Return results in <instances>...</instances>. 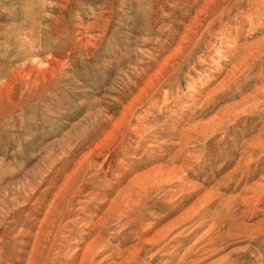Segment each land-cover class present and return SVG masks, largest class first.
<instances>
[{
	"label": "rangeland",
	"instance_id": "1",
	"mask_svg": "<svg viewBox=\"0 0 264 264\" xmlns=\"http://www.w3.org/2000/svg\"><path fill=\"white\" fill-rule=\"evenodd\" d=\"M216 214L199 264H264V0H0V264H192Z\"/></svg>",
	"mask_w": 264,
	"mask_h": 264
},
{
	"label": "bare ground",
	"instance_id": "2",
	"mask_svg": "<svg viewBox=\"0 0 264 264\" xmlns=\"http://www.w3.org/2000/svg\"><path fill=\"white\" fill-rule=\"evenodd\" d=\"M222 13V11H219V9H217L216 11H214V16L215 15H218L219 17H218V20H219V22L218 23H220V21H221V17H223V15L221 14ZM215 26V25H214ZM215 28V27H214ZM214 28H213V30H214ZM216 28H217V30H220L221 29V26L219 27V26H216ZM214 32H216L215 30L213 31V33ZM255 43V42H254ZM254 50V49H253ZM246 53V52H245ZM261 54V53H260ZM242 56V55H241ZM256 58V57H255ZM251 60V59H250ZM252 61V60H251ZM248 62V61H247ZM239 63V62H238ZM32 68V67H31ZM18 69H21V68H18ZM16 70H17V68H16ZM14 71V70H13ZM16 73V72H15ZM9 74V73H8ZM11 74V73H10ZM28 74V73H27ZM13 75V74H12ZM32 75V74H31ZM35 75V74H34ZM16 76H18L17 74H16ZM15 76V77H16ZM33 76V75H32ZM7 78V77H6ZM17 78V77H16ZM20 78V77H19ZM13 79V78H12ZM20 79H22V78H20ZM19 79V80H20ZM43 79V78H42ZM32 81V80H31ZM11 82V81H10ZM14 82V81H13ZM34 82V81H33ZM32 82V83H33ZM5 83V82H4ZM16 83V82H15ZM21 83V82H20ZM35 83V82H34ZM37 83V82H36ZM18 84V83H17ZM31 84V83H30ZM8 85V84H7ZM16 85V84H15ZM32 86H33V84H31ZM2 86H4V85H2ZM31 87V86H30ZM2 89V88H1ZM9 89H11V87L9 88ZM12 89H13V87H12ZM16 89H14V91H15ZM5 91V90H4ZM34 91V90H33ZM32 91V92H33ZM3 92V91H2ZM8 92V91H7ZM2 95V94H1ZM14 95V94H13ZM19 95V94H18ZM4 96V95H3ZM9 96V95H8ZM10 96H11V94H10ZM13 98V97H12ZM8 99V98H7ZM13 103V102H12ZM11 104V103H10ZM9 104V105H10ZM12 105V104H11ZM5 109V108H4ZM218 122V121H217ZM216 121L214 122L213 121V123L215 124V123H217ZM208 125V124H207ZM206 125V126H207ZM212 126H214L213 124H211ZM205 126V127H206ZM205 127H203V128H205ZM214 128V127H213ZM226 130V129H225ZM228 130V129H227ZM204 131V130H203ZM203 131H201V132H203ZM214 131V130H213ZM228 132V131H227ZM199 134V133H198ZM235 134V133H234ZM210 135V134H209ZM230 135V134H229ZM233 135V134H232ZM223 136V135H222ZM202 137V136H201ZM208 137V136H207ZM210 137V136H209ZM231 137V136H230ZM225 139V138H224ZM216 140V139H215ZM223 140V139H222ZM226 140V139H225ZM245 141V140H244ZM251 141V140H250ZM209 142V141H208ZM210 142H212L211 140H210ZM241 142H242V140H241ZM248 142V141H247ZM246 143V142H245ZM209 144V143H208ZM215 144V143H214ZM253 144V143H252ZM205 145H206V143H205ZM241 145V144H240ZM251 145V144H250ZM208 146V145H207ZM206 146V147H207ZM243 146V145H242ZM203 147V146H202ZM206 147H204V148H206ZM225 147V146H224ZM223 147V148H224ZM227 147V146H226ZM225 147V148H226ZM252 148H253V146H251ZM250 147V148H251ZM241 148V147H240ZM242 148H244V147H242ZM247 149V148H246ZM207 151H210L209 149H206ZM225 151V150H224ZM235 152V151H234ZM245 152V151H244ZM250 152V151H249ZM204 153H206V152H204ZM211 153V152H210ZM236 153V152H235ZM234 154V153H233ZM244 154H246V153H244ZM218 155V154H217ZM227 155V154H226ZM239 155V154H238ZM200 156H203V155H200ZM242 156V155H241ZM246 156V155H245ZM209 157V156H208ZM207 157V158H208ZM215 157V156H214ZM227 157V156H226ZM235 157V156H234ZM240 157V156H239ZM202 159H204V158H202ZM228 161H229V159H227ZM233 160H235L234 158H233ZM245 160V159H244ZM203 161V160H202ZM221 161V160H220ZM239 161V160H238ZM243 161V160H242ZM222 162H225V165L224 166H222V167H227V165H230V163L229 162H227L226 163V161L224 160H222ZM240 162V161H239ZM202 164H203V162H201ZM205 163V162H204ZM207 163H208V161H207ZM210 163V162H209ZM211 164V163H210ZM209 164V165H210ZM221 164V163H220ZM223 164V163H222ZM215 166H216V164H215ZM214 166V167H215ZM218 166H220V165H218ZM185 167V166H184ZM213 167V168H214ZM183 169H185V168H183ZM216 169H217V167H216ZM182 170V169H181ZM206 170V169H205ZM213 170H215V169H213ZM219 170V169H218ZM232 170V169H231ZM185 171V170H184ZM207 171V170H206ZM212 172V171H211ZM248 172V171H247ZM183 173V172H182ZM205 173V172H204ZM217 174V173H216ZM216 174H214V175H216ZM212 175V174H211ZM228 175V174H227ZM184 177V176H183ZM182 177V178H183ZM213 177H211L210 179H212ZM184 181V180H183ZM229 181V180H228ZM186 184V183H185ZM223 184H224V181H223ZM228 184V183H227ZM183 186H185V185H183ZM218 189V188H217ZM216 189V190H217ZM182 194V193H181ZM183 194H185V193H183ZM187 194H188V192H187ZM203 195H205L208 199H213V197H214V195H215V193H214V190L213 191H211L210 193H208V191H207V193L206 194H203ZM184 196V195H183ZM183 196H182V198H183ZM202 197V196H201ZM200 197V198H201ZM199 198V199H200ZM235 199V198H234ZM198 200V199H197ZM183 201V200H182ZM186 201V200H185ZM204 201V200H203ZM199 203H200V201H199ZM232 203V202H231ZM229 205V204H228ZM192 206V205H191ZM227 206V205H226ZM224 207H225V205H224ZM182 214V213H181ZM184 217L188 214V211L186 210L184 213ZM219 214V213H218ZM218 214H216L217 216H216V218H215V220H214V226H216L217 227V231H216V233H215V235L210 239V241H208L207 243V248L205 249V247L203 248H201V249H199V252H200V256H198V258H197V260L196 261H194L192 264H199L202 260L204 261V256L206 255L205 253H206V251H212V252H217V251H219L220 249H223L225 246H228L229 245V242H228V240H227V233H224L223 231H222V224L224 223V220H223V218L220 216V215H218ZM189 215V214H188ZM188 215H187V217H188ZM193 215V214H192ZM223 216V215H222ZM181 218H183L182 216H181ZM184 219V218H183ZM182 221V220H181ZM226 222V221H225ZM214 229H215V227H214ZM205 235V234H204ZM200 244V243H199ZM201 246V245H200ZM199 246V247H200ZM231 252V251H230ZM188 253V252H187ZM197 254V253H196ZM208 254H211V252L210 253H208ZM239 254V256H241L240 254H243L244 255V253H238ZM187 255V254H186ZM229 255V254H228ZM228 255H225V256H223V257H221V258H219L218 260H216V261H214L213 263H211V264H239V263H237V261H238V259H240V258H238L237 257V255H235L234 256V258H231L232 256H228ZM207 256V255H206ZM197 257V256H196ZM186 258V257H185ZM150 259V258H149ZM152 259V258H151ZM187 261H189V260H187ZM193 261V260H192ZM191 261V262H192ZM241 262H244V261H241ZM189 263H190V261H189ZM188 263V264H189ZM185 264V263H184ZM243 264V263H242Z\"/></svg>",
	"mask_w": 264,
	"mask_h": 264
}]
</instances>
